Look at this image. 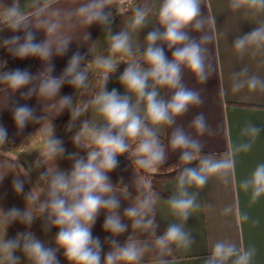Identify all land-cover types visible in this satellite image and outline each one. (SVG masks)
<instances>
[{
    "label": "clouds",
    "instance_id": "obj_1",
    "mask_svg": "<svg viewBox=\"0 0 264 264\" xmlns=\"http://www.w3.org/2000/svg\"><path fill=\"white\" fill-rule=\"evenodd\" d=\"M56 3L57 0H34L32 15L37 18L36 23L46 36L44 41L37 42L27 22L28 18L20 10L19 0H14L10 7L0 13V23L5 24L13 33L22 32L23 35L14 34L4 38L0 46L18 59L38 57L42 61H49L53 49L57 55H66L69 41L62 35L63 25L58 19L47 15ZM112 4L113 0H88L68 15L76 17L81 25L100 24L109 33L110 52L133 58L127 62L119 76L125 94L121 95L115 88L107 90L109 74L115 72L117 66L101 56L96 59V64L105 73L100 78L101 90L96 95L80 106L73 103L72 95L60 96L59 109H67L72 118L69 128L92 106L103 120L99 125L88 120L81 121L80 130L74 135L73 142L76 145L85 144L83 131L91 129L93 139L86 156L67 153L66 158L72 161L71 168L61 170L54 167L51 171L47 169L41 172L39 178L47 184L46 192L32 193L27 197L28 204L29 201L31 205L38 202L39 213L47 212L51 225L59 229L55 236L57 247H45L32 232L17 233L15 238L0 240V258L4 264H18L20 258L15 255L17 250L22 251L31 264H60L57 257L60 249L69 264H142L144 255L151 250L146 241H134L129 237L121 244L106 237L111 250L104 253L100 237L93 235L92 227L103 211L106 213L103 228L112 237L128 231L129 224L122 222L118 212L121 202L116 193L119 192L125 199L129 198V186L121 181L117 187L112 183L109 173L119 166L118 156L125 153L131 154L133 164L142 169L153 170L162 166L167 155L158 135L161 125L172 128L168 148L180 152L179 159L184 165L177 176V192L167 200L170 213L178 222L170 223L153 242L159 257L155 264H169L166 257L171 256L176 249H190L194 243L192 233L185 226L191 214L201 205L198 203L199 193L190 192L189 189L205 188L214 175L226 180L235 169L234 154L249 151L252 141L261 132L259 127L249 123L240 131V136L247 139L237 143L228 156L217 158L211 153H204V145L197 138L214 134L203 113H198L190 121L189 126L196 135L189 134L182 126L173 127L177 118L204 103L200 91L184 83L185 70L201 83H205L214 72L209 63L207 45L215 39L216 20L211 14H203V0H160L156 13L160 28L147 33L142 51L139 45L133 48L129 32H111ZM229 7L233 10L247 7L255 14L264 12V0H230ZM152 14L150 4L137 6L133 14V29L146 27L147 18ZM190 31L202 35L196 39L190 35ZM164 45L171 50V59L165 54ZM233 47L241 55L250 47L257 51L264 49V23L238 36L233 41ZM136 55L142 57V60L134 59ZM84 60L85 55L79 51L72 53L63 75H48L44 78L38 94L46 99H55L66 82L75 89L87 90L89 77L86 67H81ZM6 66L7 61H0V83L7 84L12 90H19L32 81L33 77L27 69H6ZM53 69L50 66L48 72L51 73ZM233 80V92L245 87L252 91L264 90V80L249 75L247 67L234 73ZM160 88L168 89L170 95L162 97ZM33 91L35 89H29L24 95L31 96ZM12 118L21 132L30 122L37 123L43 119L37 117L35 110L28 105H17ZM10 142L8 129L0 124V146ZM65 154L62 140L50 132L40 153L41 158L35 161V167L44 166L46 159L55 162L57 158H65ZM194 162L196 167L191 166ZM12 187L17 194L24 192V182L19 178L13 181ZM240 187L245 192L250 191L253 200L264 195V163L258 164L251 175L240 182ZM41 194L45 196L42 201L39 200ZM158 199L157 193L141 190L136 203L124 210V217L131 222L133 229L155 234L158 228L155 220ZM28 204L23 212L15 207L7 211L0 210V223L5 228L16 220L31 225L34 213L29 210ZM224 211L229 213L231 208ZM247 219L246 215L241 216V220ZM254 256V248L245 249L218 240L213 243L204 264H252Z\"/></svg>",
    "mask_w": 264,
    "mask_h": 264
},
{
    "label": "crops",
    "instance_id": "obj_2",
    "mask_svg": "<svg viewBox=\"0 0 264 264\" xmlns=\"http://www.w3.org/2000/svg\"><path fill=\"white\" fill-rule=\"evenodd\" d=\"M14 0H0V10L4 11L13 4ZM88 0H57L52 9H49L47 15L51 18L58 19L63 25L62 35L69 41V50L66 55H57L53 49L49 61H42L38 57H31L33 67L28 70L33 77L32 81L19 90H12L9 87L0 90V124H3L9 133V137L16 142L15 147L7 145L0 146V150H9V153L0 151V210L7 211L13 207L23 212L28 204L27 197L29 194H39L46 192L47 184L40 180V173L56 167L61 170L71 168L72 161L67 159V153H77L86 156L87 152H80L75 144L68 143L72 138H65L63 146L66 149L65 158H57L55 162L45 160V165L41 168L35 167V161L40 159V153L44 149V144L49 135L45 129L37 136L27 137L26 133L40 124L30 122L21 132L15 126L12 118L13 110L17 105H28L35 110L37 117L46 116L53 121L71 122V115L67 109H59V98L64 95H72L77 89L73 88L67 82L61 86L60 92L55 99H46L38 94L40 83L48 75L60 77L67 67L68 60L72 53L79 51L86 55L88 48L94 50L95 59L86 69L96 62L97 54L102 49L109 46L110 40H102L105 28L96 32L91 40L92 34L97 23L91 25H81L76 17H70L72 12L82 3ZM160 0H152L154 14L148 17V24L143 29L137 30L132 27L133 17L129 18L122 26L121 31H127L132 36L133 48L137 45L143 50L145 37L147 33L155 28H160L157 19V11ZM230 0H203L202 12L205 16L211 14L215 17L214 27L215 39L207 45L209 48V63L212 65L214 72L210 78L201 83L196 80L191 73L185 70L184 83L189 88L200 91L204 103L200 106L193 107L188 114L177 118V123L173 127L182 126L189 134H195L190 125L192 118L198 113H203L214 130L213 135L205 134L197 138L204 145L203 151L218 155L217 158L228 156L232 148L242 139L240 131L249 123L256 125L261 129L260 134L252 141V147L247 152L234 154L235 169L233 173L228 174L226 180L219 176H211L209 183L203 189H189L190 192H198L199 209L194 211L186 222V230L192 233L194 243L190 249H176L173 254L166 257L169 264H204L205 257L210 253L214 242L218 240L231 242L237 247L243 246L245 249L254 248L255 256L252 264H264V195L256 200L252 199L251 192H245L240 187V182L249 177L255 167L264 163V90H249L247 87L238 92L232 91L234 73L247 67L249 75H256L264 80V49L255 50L250 47L243 55L237 52L233 47V41L240 35L250 32L254 27L264 23V12L255 13L253 10L243 7L240 10H233L229 7ZM21 12L28 18L30 29L34 31L36 41L46 39L45 32L37 25V18L32 15L34 10V0H19ZM59 11V15H57ZM119 15H112V20H118ZM0 31V41L12 35H23L22 32L13 33L6 26ZM116 28V25H115ZM163 30L162 28L160 29ZM115 32V29H114ZM113 32V34H114ZM190 35L196 39L202 33L190 31ZM165 47V54L171 59V50ZM110 48V47H109ZM5 49L0 46V50ZM255 52V55L253 53ZM112 62H117L114 52H111ZM53 66V71L48 72V68ZM122 72L116 73L108 81L107 90L117 89L121 95L125 94V89L119 82V76ZM241 79H246L241 77ZM101 88V87H100ZM99 88L98 92L101 90ZM29 89H35L31 96L24 94ZM161 96L167 98L170 91L160 88ZM223 90V95H221ZM96 95V94H95ZM133 102L135 97L133 96ZM87 120L94 125L102 123L103 118L92 106L89 108ZM68 125V124H67ZM92 133L91 129H87ZM172 128L168 126H159L158 135L165 141L167 160L166 165L180 156L179 151H172L168 148V140ZM64 132V133H63ZM61 134L74 133V127L66 126L65 131ZM93 134V133H92ZM58 137V136H56ZM32 153V154H31ZM32 155L35 159L29 158ZM110 179L114 185L120 186L121 181L129 186L131 196L125 199L119 192L116 193L120 199L121 206L118 209L122 222L129 224L127 232L112 237L110 233L103 228V221L106 213L101 212L95 225L92 227L93 235L99 236L103 245L104 253L111 250V244L105 240L106 237L117 240L123 244L131 237L134 241H146L150 245L144 257L142 264H155L159 259L157 251L153 246L155 237L162 235L170 223L178 222L171 215L167 200L177 192V178L165 183V188L169 193V198H159L156 202L155 209L157 219L160 225V232L153 235L150 231L136 230L131 227V222L124 217V210L136 203L142 190V178L128 160L119 159V166L109 173ZM19 178L24 182V192L17 194L12 187L13 181ZM44 186V189H43ZM45 196L41 194L39 200L42 201ZM231 208V212L225 213L226 208ZM28 208L32 211L38 209V202L31 205L29 201ZM246 215L248 219L241 220V216ZM32 232L45 247L56 248V244L50 234L42 228L30 231V225L16 220L5 228L0 223V240L15 238L17 233ZM18 264H31L22 251L17 250ZM57 257L60 264H64L59 252ZM0 264H4L0 258Z\"/></svg>",
    "mask_w": 264,
    "mask_h": 264
},
{
    "label": "trees",
    "instance_id": "obj_3",
    "mask_svg": "<svg viewBox=\"0 0 264 264\" xmlns=\"http://www.w3.org/2000/svg\"><path fill=\"white\" fill-rule=\"evenodd\" d=\"M145 3L150 4L152 6V0H132L130 4H122V3H120V0H113V4L111 6L112 13H113V15H119L118 20L116 21V28H115L114 34L121 32L123 24L129 18L133 17L134 10L136 9V7L142 6ZM152 8H153V6H152ZM153 14H154V10H153ZM152 15H150V16H152ZM100 28H101V25L97 23V26H96L93 34H92L91 40L94 38L96 32ZM109 46H110V42H109ZM114 56L118 59L117 65H116L117 67H116L115 72H112L109 74L108 81L112 78V76L114 74L119 73V72H123L124 68L126 67L127 62H130V60L133 59L132 57L125 56L121 53H114ZM94 59H95L94 50L90 45V47L88 48V51L85 55V60L82 62L81 67L82 68L87 67L89 64H91L94 61ZM134 59L142 60V57H140L139 55H136L134 57ZM0 61H7L6 69L20 68V69L30 70L33 67V61H32L31 57H26L24 59L14 58L10 53L7 52L6 49L0 50ZM6 87H8L7 84L0 83V90L4 89ZM100 87H101V82H99V85H98L95 93L92 95V97L98 93V90ZM89 108L86 111L87 117H88V113H89ZM87 117H86V120H87ZM42 118L43 119L40 121V124L37 125L31 131H29L28 133H26L25 136H27V137L35 136L39 132V130H41L46 124L61 129L67 123V120L53 121V120L47 118L46 116H43ZM160 140L165 146L164 139L160 138ZM68 143L74 144L73 140H69L65 144H68ZM76 147L78 148V150L80 152H87L89 146L85 147L84 145L81 144V145H76ZM204 153H206V152H204ZM214 156L218 157V155H214ZM179 157L180 156H178L176 159H174L172 162H170L166 165H162V166H158V167L154 168L155 169L154 173H151L148 170L142 169L138 166H135L133 164V161L130 158H126L122 155L118 156V160L124 159V160H128L129 162L132 163L133 167L136 169V171L139 173L140 177L142 178V191H144V192L153 191V192L158 194L159 198L168 199L169 193L165 188V183L169 180L176 179L179 171L182 170V167L184 166L183 162L180 161ZM191 166L196 167L197 165L194 162ZM33 213H34V219L30 225V231H34V230L39 229V228L45 229L50 234V236L53 238V240L55 242V236H56V233L59 231V229L51 225L50 221L48 220V213L45 212V213L41 214V213H39L37 208L33 209ZM155 220H156V223L158 225L156 232L159 233L160 232L159 231L160 225H159V222L157 219L156 209H155ZM56 247H57V245H56ZM58 252H59V255H60L62 261L64 262V264H69V262L65 259L64 255H63V250L60 249V250H58Z\"/></svg>",
    "mask_w": 264,
    "mask_h": 264
},
{
    "label": "rangeland",
    "instance_id": "obj_4",
    "mask_svg": "<svg viewBox=\"0 0 264 264\" xmlns=\"http://www.w3.org/2000/svg\"><path fill=\"white\" fill-rule=\"evenodd\" d=\"M112 21L113 22L111 24V32L113 33L114 29H115V25H116V20H112ZM102 37H103L102 40L108 41L109 40V33L105 32ZM109 47L110 46H108V48H106V49H102L101 51H99V53L97 54V57L99 58L101 56H104L111 63L117 65V62H112V56H111V52H110V48ZM86 73H87V75L89 77V79L87 81V84H88L87 90L77 89L76 92L74 93L73 103L76 104L77 106H80L81 104L86 103L88 100H90L92 95L95 93V91H96V89H97V87L99 85V82H101L100 78L104 75L105 70L102 69V68H98L97 64L95 62L94 64H92L91 66H89L86 69ZM86 114L87 113L85 111L84 114L79 119H77L74 122V126H73L74 129H75L74 133H69L67 135L66 134H61V132H63V130L65 131L66 126H69L70 122L69 123L67 122L61 129L46 124L41 130H39V132L35 136L39 135L45 129L47 135H50V132H51L53 135H55V137L58 136L57 138H59L62 141H64L65 138H70V139L72 138L73 139V137L76 134V132L78 130H80L81 121L86 120V117H87ZM83 136L85 137V139H84V143L85 144L82 143V145H84L85 147L90 146V142L93 139V134L90 133L87 129H85L83 131ZM0 151L2 153H6V154L9 153V150H0ZM122 156H124L126 158H130L133 161V157L129 153H125ZM29 158L35 159L36 157L30 155ZM148 171L151 172V173H154L155 169L148 170ZM43 189H44V186H43Z\"/></svg>",
    "mask_w": 264,
    "mask_h": 264
},
{
    "label": "built area",
    "instance_id": "obj_5",
    "mask_svg": "<svg viewBox=\"0 0 264 264\" xmlns=\"http://www.w3.org/2000/svg\"><path fill=\"white\" fill-rule=\"evenodd\" d=\"M132 0H120V3L122 4H130ZM3 11L0 10V13H2ZM6 26L3 23H0V27H4ZM11 139V138H10ZM8 147H14L16 145V142L14 140L11 139V142L9 144H6Z\"/></svg>",
    "mask_w": 264,
    "mask_h": 264
}]
</instances>
